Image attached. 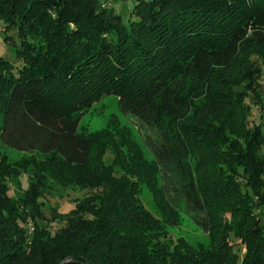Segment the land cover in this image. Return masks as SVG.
Segmentation results:
<instances>
[{"label": "trees", "instance_id": "trees-1", "mask_svg": "<svg viewBox=\"0 0 264 264\" xmlns=\"http://www.w3.org/2000/svg\"><path fill=\"white\" fill-rule=\"evenodd\" d=\"M110 1L0 0L22 59L0 56V137L45 158L17 199L26 166L0 157V264H264V129L246 103L261 86L264 0H133L129 22ZM235 62L238 78L225 81ZM106 95L137 121L151 162L111 147L106 165L108 145L80 132ZM46 175L96 195L54 223L40 203ZM180 215L207 245L168 238Z\"/></svg>", "mask_w": 264, "mask_h": 264}, {"label": "rangeland", "instance_id": "rangeland-1", "mask_svg": "<svg viewBox=\"0 0 264 264\" xmlns=\"http://www.w3.org/2000/svg\"><path fill=\"white\" fill-rule=\"evenodd\" d=\"M110 6L113 7L115 13L119 14L124 22H129L134 17L133 0H111ZM5 23L0 21V56L10 61L16 67L22 65V59L19 56L18 49L20 48L21 39L17 29H12L9 32H4ZM6 37L7 40H6ZM250 52H253L251 50ZM253 54V53H252ZM256 56L253 57L254 61ZM256 65L254 66V68ZM240 65L235 62L231 67L219 73L225 81L232 82L238 78V70ZM260 69V90L257 98L254 95L246 96V103L250 110V125L261 126L264 129V63L259 65ZM263 77V78H262ZM247 83H242L235 87L237 92H245ZM247 91L250 92L248 89ZM80 132L89 137H93L106 143L108 149L116 147L119 151H123L127 159H132L134 162L142 157L149 162L153 160L152 155L147 149L144 138L139 130L137 121L131 117H126L121 113L118 104V98L115 95H106L99 102L95 103L90 111L79 118ZM152 136H155L153 131H149ZM132 143L129 147L127 144ZM104 157L106 165L113 164V151ZM264 151V148H263ZM0 157L6 159L11 165L26 166V170H22L11 184L10 195L17 199H23L28 188V176L32 173H40L42 161L45 158L38 153H24L5 145L0 137ZM28 165V168H27ZM26 172V173H25ZM43 175V174H42ZM45 182V197L40 200L43 204V211L52 219V222H61L62 218L71 214L76 204L84 198L96 195L92 189L76 188L64 189L53 183L52 179L46 175ZM142 199L151 212L156 216H161L154 195L146 186H142ZM259 209H264L258 208ZM264 224V211L259 210ZM263 214V215H262ZM168 238H172L174 242L179 238L186 239L193 245H207L209 238L193 220L187 216L180 215V220L175 228H168ZM241 255V254H240ZM242 256V255H241Z\"/></svg>", "mask_w": 264, "mask_h": 264}, {"label": "water", "instance_id": "water-1", "mask_svg": "<svg viewBox=\"0 0 264 264\" xmlns=\"http://www.w3.org/2000/svg\"><path fill=\"white\" fill-rule=\"evenodd\" d=\"M66 262H68V261H66Z\"/></svg>", "mask_w": 264, "mask_h": 264}]
</instances>
